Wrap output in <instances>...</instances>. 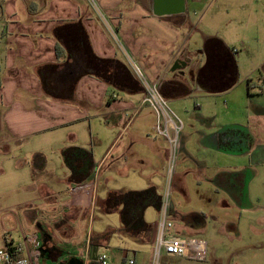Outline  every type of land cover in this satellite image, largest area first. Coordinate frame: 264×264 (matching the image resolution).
I'll use <instances>...</instances> for the list:
<instances>
[{
	"label": "crops",
	"instance_id": "crops-1",
	"mask_svg": "<svg viewBox=\"0 0 264 264\" xmlns=\"http://www.w3.org/2000/svg\"><path fill=\"white\" fill-rule=\"evenodd\" d=\"M227 1H232L235 15L228 16L226 26L214 13L215 28L210 34L202 32L203 37L239 43L242 51L236 66L240 69L249 63L251 67L242 89L233 86L210 93L198 89L194 81L201 66H194L190 83L183 79L192 66L186 30L196 28L189 23L187 0L184 14L164 17L151 13V0H0V246L5 231L14 244H25L22 254L26 256L32 247L23 238L35 229L39 255L34 264H99L92 257L94 248V257L106 255L105 264H128L129 260L153 264L157 220L148 219L146 213L153 209L158 214L157 208L142 211L150 233L121 230L120 215L114 243L103 230L96 234L91 230L95 209L106 212L107 194L118 192L107 190L104 198L99 196L104 167L123 176L137 175L160 197L156 181L159 177L166 181V143L155 133V114L142 103L143 87L129 60L139 65L148 81L180 82L188 88L187 95L177 96L174 89L163 86L165 98L174 106L186 108L188 97L193 104L196 99L202 101L186 119L188 132L180 134L181 165L173 187H196L194 197L188 199L205 202L214 217L233 208L239 227L243 221L249 223L244 237L262 216L261 235L251 234L253 243L238 246L237 252L264 246L263 191L243 186L256 179L257 167L264 164V0ZM225 10L227 14L233 10L227 2ZM77 23L85 31L89 52L121 62L136 87L117 88L87 72L74 83L62 77L63 66L70 61L69 48L80 54V42L59 40L55 29L75 31ZM254 44L263 50L261 54L253 52ZM176 59L188 64L172 72ZM258 75L260 92L252 82ZM67 147L91 153L90 181L85 185L75 186L68 180L69 169L62 157ZM83 200L94 201L93 206H83ZM198 211L191 212L204 219L206 214ZM178 213L170 203V219ZM195 221L183 223L190 235L204 230L198 226L199 219ZM85 252L87 258L81 256Z\"/></svg>",
	"mask_w": 264,
	"mask_h": 264
},
{
	"label": "rangeland",
	"instance_id": "rangeland-1",
	"mask_svg": "<svg viewBox=\"0 0 264 264\" xmlns=\"http://www.w3.org/2000/svg\"><path fill=\"white\" fill-rule=\"evenodd\" d=\"M226 2L228 4V8L233 9L230 10V13L228 14L225 10ZM187 4L189 23L190 25L196 26L195 29L187 28L186 30L187 33L189 32L190 36V39L187 42L186 50L191 58L192 66L185 70V75L183 79L186 83H190L192 72H195L194 66H202L204 63V56L198 53V50L202 48L204 43V33L202 32H208V34H210L209 30L210 32H213L212 29L215 28V23H217L212 21V15L214 13H219L220 17H222L221 21L224 22V24L227 26V21L225 20L228 18V16H231L233 18V16L235 15V10L232 1L228 3L227 0H187ZM226 46L229 48V50H232V48H236L238 52L234 54V58L237 59V57H239L240 55V51H242L241 45L239 43H234L233 40L230 39L226 42ZM255 47L256 44L252 45L254 53L261 54L263 52V50L260 51L258 48ZM256 55L259 56L258 54ZM250 67L251 66L248 63L244 66H241L240 69L237 68V82L234 85L233 89L243 88L245 82L243 78L249 72ZM258 79L259 75L253 77L252 82L256 84V88H259L260 92V82L262 81ZM191 100L192 99H190V97L186 98L185 108L183 107V105L174 106L167 99L168 106L185 124V128L180 133L181 135H185V133L188 132L186 119L190 118V116L192 117V113L194 112V105L202 106L201 100L196 99L195 104H193V101ZM220 102L222 104L224 102L223 99H220ZM186 109L188 111L187 115L184 114ZM261 140L264 142V132L261 135ZM179 154L175 162V173L178 167L181 165V163L179 162L181 161V157L179 156ZM111 169L112 168L110 167L106 170V168L104 167L101 171L99 179V196L101 198H104L107 190H115L118 192H122L127 190H142L147 187V183L144 182L143 179L138 177L137 175L132 173L123 176L121 175V173L116 171V169L115 171ZM156 182L158 183L157 190L158 192H161L160 194H162L165 189V177H159ZM173 183L174 181H172V184ZM85 184L86 183H84V185ZM189 184L192 186L191 183ZM244 185H247V187H251L253 190H256L258 192H260V190L262 189L263 192L261 193H263L262 197L264 200V164L259 165L257 167L256 179L249 183V185L248 183L243 184V186ZM170 189V203H172L176 210L180 212L176 217H171L174 229L173 232L184 237L194 236L204 238L208 243L206 264H264V246L261 248L258 247V249L255 250L252 248H243L245 249V253L237 252L238 246H244L245 244L253 243L250 242L251 234H253V236L261 235L260 231L262 229V216L261 218L258 217V219H255V224L253 225V228L248 230L244 237V233L246 230L244 226H248L249 223L243 221V224L239 227L236 222L237 216L233 208L231 210H226V213H224V215H222V212H220L218 217H214V211L212 210V208H209L207 205H205V202H202V204L200 202L192 203L193 200L191 199L194 197L196 187H173L172 185ZM188 200H191L190 204L187 203ZM193 210H202V212L206 214V217L204 219L201 217L197 218L196 216H194V213L191 212ZM197 213L200 212L198 211ZM146 217L148 219L151 218V220L155 222L158 219V214L155 212V210L150 209L146 213ZM196 219H199L198 226H202L204 230L200 231L201 233L197 232L196 234L190 235L191 233L185 230L183 223L186 221H189L191 223L196 222ZM119 224V214L117 211L106 213L97 207L95 209L91 230L93 234H96L103 230V232L107 233L108 237L111 238V241L114 243L115 241H117L114 237H118L116 229L118 228ZM154 262L153 264H200V262L195 261H178L172 258H167L163 255L160 257V259L157 260V262Z\"/></svg>",
	"mask_w": 264,
	"mask_h": 264
},
{
	"label": "trees",
	"instance_id": "trees-1",
	"mask_svg": "<svg viewBox=\"0 0 264 264\" xmlns=\"http://www.w3.org/2000/svg\"><path fill=\"white\" fill-rule=\"evenodd\" d=\"M73 27L75 31L71 32H63L60 28L55 29L59 40L76 39L80 42V47L77 48L80 54L72 53L74 49L69 48L70 61L64 64L62 77L72 79L71 82L74 83L81 74L87 72L117 88L136 87L134 78L121 62L116 59L100 58L89 52L84 29L79 23L74 24ZM57 49L58 46L56 51ZM198 53L205 58L204 64L194 74V81L199 86L204 87L207 92L220 93L236 84L238 74L234 53L219 37H206ZM164 85L174 89V95L177 96H184L189 92L183 83L159 81L158 87L163 96L165 95L162 89ZM52 87L51 90H53ZM50 93L55 94L53 91ZM62 157L69 169V182L79 186L90 181L93 162L88 150L81 147H67L62 150ZM148 206L159 210L160 195H157L153 187L138 191L109 192L105 199L106 212L119 211L121 230L135 233L140 230L151 232V227L142 218V211Z\"/></svg>",
	"mask_w": 264,
	"mask_h": 264
},
{
	"label": "built area",
	"instance_id": "built-area-1",
	"mask_svg": "<svg viewBox=\"0 0 264 264\" xmlns=\"http://www.w3.org/2000/svg\"><path fill=\"white\" fill-rule=\"evenodd\" d=\"M233 53L235 54V49H233ZM129 65L143 87L142 103L148 105L155 114V133L163 138L166 143V181L165 189L160 197L158 219L155 224L152 242L153 259L157 262L161 255H165L204 262L207 257V242L203 239L185 238L174 234L173 222L168 214L169 193L174 178L176 158L180 150L179 137L183 129L182 120L168 106L167 99L159 90L158 81H148L139 65L134 61L129 60ZM93 203L92 200H85L83 206L90 205L92 207ZM23 240L32 247L26 256L22 254L25 251V244H14L8 233L2 232L3 244L0 247V264H34L33 259L39 255V251L35 248L37 230L28 231ZM81 256L87 258V252ZM95 259L99 264H105L107 257L105 254H101L95 255ZM128 264H133V260H129Z\"/></svg>",
	"mask_w": 264,
	"mask_h": 264
},
{
	"label": "water",
	"instance_id": "water-1",
	"mask_svg": "<svg viewBox=\"0 0 264 264\" xmlns=\"http://www.w3.org/2000/svg\"><path fill=\"white\" fill-rule=\"evenodd\" d=\"M186 10L185 0H151V13L156 17L172 16L184 14ZM188 64V60L176 59L170 71L183 70ZM198 89L206 91L204 87L197 84ZM96 253L95 248L92 251L93 259H95L94 254Z\"/></svg>",
	"mask_w": 264,
	"mask_h": 264
}]
</instances>
